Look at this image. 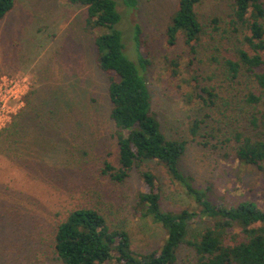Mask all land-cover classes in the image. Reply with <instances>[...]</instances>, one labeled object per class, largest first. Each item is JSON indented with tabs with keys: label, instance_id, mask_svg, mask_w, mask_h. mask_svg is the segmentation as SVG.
<instances>
[{
	"label": "rangeland",
	"instance_id": "obj_1",
	"mask_svg": "<svg viewBox=\"0 0 264 264\" xmlns=\"http://www.w3.org/2000/svg\"><path fill=\"white\" fill-rule=\"evenodd\" d=\"M176 8V0H137L134 21L150 61L151 111L167 139L186 141L179 169L194 184L209 185L225 204L244 197L264 207L263 173L235 159V133L264 137V105L245 102L248 92L259 91L245 71L232 79L222 66V59L235 57L240 47V33L226 26L228 0H202L196 7L201 33L192 65L180 38L174 46L164 38ZM83 17L84 9L66 0H14L0 21V127L9 122L6 130L13 129L27 100L35 99L31 109L43 116L40 124L29 122L35 126L21 123L20 131L7 133L0 143V264H59L52 245L57 224L83 207L124 227L136 252L157 249L165 238L159 225L134 217L142 186L137 171L122 184L102 172L105 162L117 163L115 129L107 77L94 64ZM214 18L221 20L217 31L210 25ZM132 22L125 19L126 37ZM126 51L132 58L129 36ZM172 60L178 62L176 76ZM192 72L196 84L213 93L210 106L187 99L195 85L188 82ZM192 119L200 121V138L189 132ZM148 166L157 177L163 210L195 207L161 166ZM209 224L201 219L190 230ZM186 254L182 250L180 264L188 260Z\"/></svg>",
	"mask_w": 264,
	"mask_h": 264
},
{
	"label": "trees",
	"instance_id": "obj_2",
	"mask_svg": "<svg viewBox=\"0 0 264 264\" xmlns=\"http://www.w3.org/2000/svg\"><path fill=\"white\" fill-rule=\"evenodd\" d=\"M176 1L177 8L168 21L164 38L168 46H174L180 38L191 55L192 65L201 33L196 7L202 0ZM66 2L84 9L83 29L92 38L94 64L107 77L109 119L115 129L117 163L105 162L102 172L113 182L122 184L133 170L137 171L142 186L133 206L134 217L159 225L165 238L157 249L136 252L124 227L110 225L95 208H77L57 224L52 238L59 264H180L182 250L187 251L188 260L181 264H264V207L244 197L225 204L222 197H213L209 185L194 184L193 179L179 169L186 141L167 139L151 111V93L146 80L150 61L141 28L134 21L137 0ZM13 6L14 0H0V21ZM228 11L226 26L232 33H240V47L235 57L222 59V66L232 79L245 71L259 90L248 92L245 102L252 106L264 105V3L262 0H228ZM128 17L133 21L131 36L128 35L132 58L126 51L128 36L123 28ZM220 23L219 18L210 20L213 31L219 30ZM171 65L176 76L178 62L172 60ZM188 82L195 83L186 94L189 102L210 106L214 95L196 84L195 72ZM33 101H26V109L13 121V129L6 130L9 122L0 129V143L7 133L15 135L20 131L21 123L28 128L35 126L29 123L31 120L43 122L42 114L31 109V106L35 108ZM199 124L198 119L189 123V132L194 138L201 137ZM233 139L237 144L235 159L242 166L261 171L264 181V137L235 133ZM149 162L161 166L195 207L163 210L158 180L149 169ZM201 219L210 224L200 231L190 230L191 224Z\"/></svg>",
	"mask_w": 264,
	"mask_h": 264
},
{
	"label": "built area",
	"instance_id": "obj_3",
	"mask_svg": "<svg viewBox=\"0 0 264 264\" xmlns=\"http://www.w3.org/2000/svg\"><path fill=\"white\" fill-rule=\"evenodd\" d=\"M7 123H8V122H7ZM7 123H5L3 126H1L0 129H1L2 127H4Z\"/></svg>",
	"mask_w": 264,
	"mask_h": 264
}]
</instances>
